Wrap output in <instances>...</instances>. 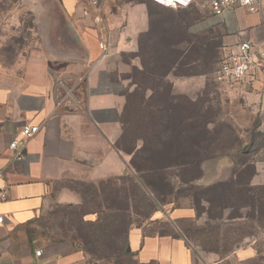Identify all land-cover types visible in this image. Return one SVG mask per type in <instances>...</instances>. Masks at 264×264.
Wrapping results in <instances>:
<instances>
[{
  "label": "crops",
  "instance_id": "1",
  "mask_svg": "<svg viewBox=\"0 0 264 264\" xmlns=\"http://www.w3.org/2000/svg\"><path fill=\"white\" fill-rule=\"evenodd\" d=\"M97 1L98 7L94 0H0V171L7 184L6 197L0 199V264L256 260L254 238L224 254L205 250L185 228L204 221L217 239L223 225L253 221L256 201L264 202V179L257 181V171L244 172L248 161L234 170L232 158L202 149L198 128L186 125L188 118L175 124L173 117L201 110L209 98L207 87L201 93L205 98L177 89L179 82L210 77L199 71L200 61L208 59L205 45L191 58L194 39L211 36L207 43L214 45L219 64L245 41L264 50V1L259 12L242 7L219 16L211 12L210 0H194L195 5L183 10L152 0ZM5 3L11 4L7 10ZM182 12L192 14L177 16ZM26 16L33 22L32 40L15 45L22 32L16 27ZM47 20L64 21L66 34L62 28L57 33L56 23ZM102 41L108 50L101 48ZM79 46L83 55L77 54ZM127 51L137 54L138 64L135 80L126 87L131 76H114L124 63L112 56ZM263 85H253L260 89L262 109ZM159 117L162 123L155 122ZM133 118L138 134L127 146ZM27 125L40 131L27 142L24 159L17 161L10 144L21 139ZM204 130L210 131L208 125ZM178 131L182 137L175 138ZM176 150L181 154L175 155ZM136 155L142 163L146 160L148 170L133 167ZM174 163L201 165L194 177L197 184L214 186L208 191L213 204L205 201V211L212 207L221 218L200 216L192 197L178 194L173 171L160 174L154 167ZM210 163L218 167L212 175L205 169ZM224 168L232 172L224 174ZM142 207L149 208L146 214Z\"/></svg>",
  "mask_w": 264,
  "mask_h": 264
},
{
  "label": "rangeland",
  "instance_id": "2",
  "mask_svg": "<svg viewBox=\"0 0 264 264\" xmlns=\"http://www.w3.org/2000/svg\"><path fill=\"white\" fill-rule=\"evenodd\" d=\"M10 6V3H5V10ZM150 7L152 9L156 8L154 5ZM47 11L52 12L49 9ZM191 14L187 15L182 12L180 15L177 14V16L189 17ZM46 22L56 23L58 26V28H56L57 33H59L58 29L62 28V32L66 34L63 28L64 21H61V24H59V21L47 20ZM32 24L33 22L31 18L29 19L28 16H26L22 25L16 27L19 30H22V32L17 38H15V45L32 40V37L29 35L31 33L29 29L32 28ZM59 25L62 27L60 26L59 28ZM80 27H83V25L80 24ZM46 29L47 31L50 29V24L47 23ZM204 37L205 36L194 39L191 58L199 56L198 50L202 48L201 45L203 43L209 41L208 39L211 36H207L208 39H205ZM209 48L208 59L206 58L205 60L200 61L201 66L199 71L205 72L210 77L206 78V80H194L191 82L183 81L177 83V89L180 92L187 93L192 98H197V96L203 92V89L207 87V90L205 91L208 93L209 98L204 101L205 105L198 102V104L203 107L201 110L200 108L193 109V112H191V115L189 116H176L178 119L176 118L175 122L177 124L182 123L183 118H188L187 120L185 119V124H192L195 128H198V130H196V132H198L197 136L203 139L202 143L204 146L202 149L204 148L207 152L215 153L217 157H221L222 159H225L226 157L232 158L235 162L234 170L237 169L239 162L248 161L249 165L244 169V172L249 175L257 171V181L260 182L264 179V109H262L261 106L260 89L257 90L255 86L260 84L263 85V80L257 79L254 82L256 84H215L212 76L214 77V71H217L219 68V59L214 58V45H210ZM60 54H66V52ZM77 54L83 55V50L80 46ZM136 57L137 54L132 51L123 52L121 54L117 52L112 56L113 60H120L124 63V65H120L121 73H116L114 76L123 79L131 76L129 80L125 81L126 87L135 80V76L137 75L134 68L135 65L138 64ZM197 71L196 68L191 70L192 73ZM201 96L205 98L204 95L201 94ZM131 102L134 105L135 100H132ZM202 111L204 114H201ZM135 121V118H133L129 124L131 131L128 133L129 136H127V146L130 142L135 140V137L138 134ZM155 122L162 123L163 121L162 118H160ZM205 125H208L210 129L209 132L204 130ZM195 133L191 132L190 135H194ZM216 166V163L207 164L205 166L206 172L211 175L214 174L216 168L218 169ZM223 172L228 175L232 170L224 168ZM163 189L166 190V187L164 186ZM178 194L182 197L185 196L184 191L179 190ZM202 207L204 210L206 209L205 201L202 202ZM256 207L257 211L250 215V217H253V221H245L235 226L223 225L221 229V237L217 239L214 228H212L211 224H209L208 227H205L204 221L198 226L188 224L185 229L188 236L196 242V244L207 251L220 250L223 252L226 249L232 248L236 243L244 244L245 240L249 237L254 238L258 258L249 261L247 264H264V202H262V198L258 202L256 201ZM148 209L149 208L147 207H142V213L146 214ZM217 213L218 212H215L213 214L216 216ZM143 219H145V217H143ZM228 264L233 263L228 262Z\"/></svg>",
  "mask_w": 264,
  "mask_h": 264
},
{
  "label": "built area",
  "instance_id": "3",
  "mask_svg": "<svg viewBox=\"0 0 264 264\" xmlns=\"http://www.w3.org/2000/svg\"><path fill=\"white\" fill-rule=\"evenodd\" d=\"M166 8L183 10L190 7L194 0H152ZM264 0H210L208 5L214 15H222L227 10L237 8H247L250 12H259L262 8ZM94 6L98 7L99 2L94 0ZM98 22V19H96ZM101 48L108 50L107 41L101 42ZM259 77L264 82V50L252 42L245 41L240 43L236 50L228 52L222 58L218 70L215 72V81L220 85H240L245 83H253ZM40 131V127L36 125H27L22 129L21 139L13 141L10 149L15 151V160L22 161L24 159V150L27 142L34 139ZM2 172L0 171V199L6 197L7 184L2 180ZM3 217L0 216V223ZM42 251H36V256L40 257Z\"/></svg>",
  "mask_w": 264,
  "mask_h": 264
},
{
  "label": "trees",
  "instance_id": "4",
  "mask_svg": "<svg viewBox=\"0 0 264 264\" xmlns=\"http://www.w3.org/2000/svg\"><path fill=\"white\" fill-rule=\"evenodd\" d=\"M190 7H188V8H190ZM188 8H186V9H188ZM202 45H205L207 52H208L210 49L209 48L210 44L205 42ZM176 118L177 117H173V121L175 124H177L175 122ZM178 124H182V123H178ZM173 135L175 138L182 137V132L178 131V132L173 133ZM250 149H251V147H250ZM191 152H192V154H198V149L192 148ZM174 154L175 155L181 154V150L174 151ZM137 156L138 155L133 157V160H132L133 167L136 170H138L139 172H144V171L148 170L146 160L144 159V161L142 163L141 161L138 160ZM200 166H201L200 164H182V163H174L171 165H164V164L154 165V167H158V172L160 174H162L161 172H165V170H169V169L173 171L172 172L173 178H175L176 183L178 184V187H176V188H178V190H180V191H184L185 196H191L192 197L194 207L196 208V210L200 216H201V214L206 213L211 218H215V217L221 218L220 214L216 215V216L213 214L216 211H214L212 207H210L206 211L202 207L203 201L208 200V203L210 205L213 204V202L211 201L212 197H210L208 195V193H209L208 191H211V189H213L214 186H202V185L197 184V181L194 179V177H195V174L200 171L199 170ZM187 172H191L189 177L186 176ZM229 189H230L229 186H227L225 188V190H227L228 192H229ZM229 251H230V249H226L223 251V253L226 254Z\"/></svg>",
  "mask_w": 264,
  "mask_h": 264
},
{
  "label": "water",
  "instance_id": "5",
  "mask_svg": "<svg viewBox=\"0 0 264 264\" xmlns=\"http://www.w3.org/2000/svg\"><path fill=\"white\" fill-rule=\"evenodd\" d=\"M60 24H61V22H60ZM62 27V26H61Z\"/></svg>",
  "mask_w": 264,
  "mask_h": 264
}]
</instances>
